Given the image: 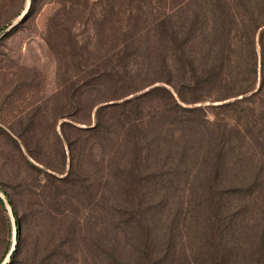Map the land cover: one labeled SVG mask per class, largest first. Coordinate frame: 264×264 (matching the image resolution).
I'll return each instance as SVG.
<instances>
[{
	"label": "rangeland",
	"instance_id": "rangeland-1",
	"mask_svg": "<svg viewBox=\"0 0 264 264\" xmlns=\"http://www.w3.org/2000/svg\"><path fill=\"white\" fill-rule=\"evenodd\" d=\"M115 26L114 14H69L51 0H0V264H115L113 246L118 243L123 251L120 256L128 261L133 236L150 248L148 258L153 259V245L156 252L161 251L159 258L165 259L162 264H187L196 234L207 218L214 213L223 218L227 210L234 212L239 206L249 214L244 212L249 211L247 207L264 205V196L255 203L247 201L248 197L224 196L223 207L217 211L212 200L195 194L192 178L180 173L179 154L165 151L167 135L158 121L144 132L135 130L134 136H128L126 121L114 109L104 113L109 133L100 142L78 131L94 126L96 107H91L99 98L117 99L97 107L120 104L158 86L175 96L162 82L147 85L158 75L147 78L146 61L141 58L134 60L129 79H112L104 94L84 93L85 49L88 44L100 49L99 35L112 34ZM47 40L54 42V49ZM95 59L96 54L90 56L88 64L98 66ZM95 73L90 78H96ZM150 98L149 114L158 116L164 108V95ZM216 104L219 102L210 103ZM204 113L209 122L219 124L217 132L227 128L228 116H232L216 110ZM63 122L69 123L62 129ZM9 129L23 131L36 161L46 163L53 177H66L70 183L61 186L26 169L16 148L21 141L14 143L2 135ZM173 140L178 143L177 138ZM20 150L39 167L23 147ZM168 158L173 163L170 169L176 170L174 175H165L163 164ZM50 194L57 198L48 199ZM14 212L21 220L19 241ZM127 223L135 232L122 236L121 228ZM61 231L63 241L73 243L59 252L54 249ZM12 248L15 253L8 258Z\"/></svg>",
	"mask_w": 264,
	"mask_h": 264
},
{
	"label": "trees",
	"instance_id": "trees-1",
	"mask_svg": "<svg viewBox=\"0 0 264 264\" xmlns=\"http://www.w3.org/2000/svg\"><path fill=\"white\" fill-rule=\"evenodd\" d=\"M51 1L63 5L69 14L115 15L113 33L99 35L102 47L94 50L88 44L85 49L82 68L85 76L81 82L85 94H104L106 84L112 83V79L119 82L129 79L136 58L146 61L147 78L158 75L147 85L162 82L175 93L174 96L158 86L120 104L97 107L109 99H117L99 98L91 107H96L94 126L76 128L78 131L89 133L100 142L109 133L104 113L114 109L126 121L128 136H134L135 130L144 132L158 121L167 135L165 151L179 154L180 173L192 178L195 194L206 201L212 200L217 211L223 207L224 196L248 197L247 201L252 203L264 196V0H65L66 7L63 0ZM46 42L54 49V42ZM95 54L98 66L88 64L90 56ZM109 60L110 64L106 65ZM92 71L96 72L94 79L90 78ZM133 92L122 93L120 98ZM159 93L164 95V108L158 116H152L148 106L152 98H147ZM205 102L209 104L203 106ZM213 102L219 104L210 105ZM197 103L200 106H182ZM207 110L233 117L228 116L227 128L217 132L219 124L208 121L204 113ZM70 122L75 123L71 119ZM65 123L69 122H63L61 128ZM2 135L14 143L16 139L21 141L19 145L16 143V148L26 169L61 186L70 183L66 177H53L46 163L36 161L24 141L23 131L3 130ZM52 135L57 138L54 129ZM20 147L39 167L21 153ZM69 153L72 158L70 149ZM169 159L163 164L165 175H174L176 170L170 169L173 163ZM70 164L72 168V160ZM140 165L138 162L139 169ZM141 169L145 170V166ZM5 197L10 203L8 195ZM54 198L57 196L50 194L48 199ZM0 205L3 206L1 199ZM242 208L239 206L234 212L227 210L223 218L214 213L201 224L187 264H264V205L247 207L249 211L244 212L249 214H244ZM14 217L19 241L21 220L16 212ZM135 229L127 223L121 234L134 233ZM57 239L54 250L59 252L73 243L63 241L62 231L57 232ZM130 245L133 254L128 261L120 256L119 244L113 246L115 264L165 261L159 258L161 251L156 252L153 245V259L148 258L150 248L139 244L134 236ZM14 253L15 249L10 258Z\"/></svg>",
	"mask_w": 264,
	"mask_h": 264
},
{
	"label": "water",
	"instance_id": "water-1",
	"mask_svg": "<svg viewBox=\"0 0 264 264\" xmlns=\"http://www.w3.org/2000/svg\"><path fill=\"white\" fill-rule=\"evenodd\" d=\"M13 249H14V248H12V249L10 250V252H9V254H8V258L10 257V255H11Z\"/></svg>",
	"mask_w": 264,
	"mask_h": 264
}]
</instances>
